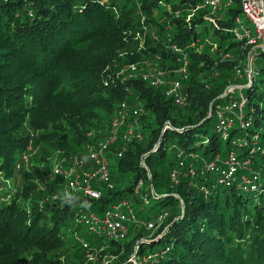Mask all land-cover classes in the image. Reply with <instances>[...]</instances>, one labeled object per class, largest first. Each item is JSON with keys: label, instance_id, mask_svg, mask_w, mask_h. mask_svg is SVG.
Instances as JSON below:
<instances>
[{"label": "trees", "instance_id": "16d2710c", "mask_svg": "<svg viewBox=\"0 0 264 264\" xmlns=\"http://www.w3.org/2000/svg\"><path fill=\"white\" fill-rule=\"evenodd\" d=\"M239 7L234 0L212 24L201 0H0V264H103L109 254L115 255L110 264H126L139 242L140 251L164 250L155 264H264V172L253 190L213 187L212 174L177 184L168 177L178 149L204 158L227 150L206 125L215 124L210 104L244 81L235 71L243 68L247 48L229 32ZM184 56L189 98L177 107L164 86H151L140 73L143 61L172 72ZM257 75L245 92L253 131L264 124ZM123 101L143 108L136 121L128 120L141 138L128 141L121 127L106 153L112 187L97 181L98 198L74 195L96 213L127 199L138 217L153 219L145 216L143 199L152 185L156 194L148 199L164 198L156 213L166 216L151 243L140 241L148 230L132 226L123 241L78 234L79 200L62 204L66 179L51 175L55 162L67 168L61 157L86 155L102 140ZM254 161L263 162L264 153ZM80 237L96 256L93 263Z\"/></svg>", "mask_w": 264, "mask_h": 264}, {"label": "built area", "instance_id": "2783aa9c", "mask_svg": "<svg viewBox=\"0 0 264 264\" xmlns=\"http://www.w3.org/2000/svg\"><path fill=\"white\" fill-rule=\"evenodd\" d=\"M233 1L201 0V6L209 10L208 21L216 24L221 18L218 12L223 7L230 6ZM238 1L240 12L235 16L231 27H229V32L247 48L243 68H237L235 71V76L240 80L244 79V81L228 85L220 95L223 100L210 104V113L215 114L214 131L219 139L227 145V150L224 155L217 152L212 158H204L198 151L178 149L176 164L168 174L173 184L188 177L212 174L214 176L213 187L228 188L236 185L244 190H253L260 185L257 180L264 172V161L254 163V156L257 153H264V144L261 143V140H264V135H262L261 129L249 132L253 124V107L250 105L247 109L248 98L241 90L248 88L252 84L254 75L260 72L257 61L260 54L264 53V0ZM224 56L229 55L225 54ZM142 66L144 70L140 75L143 80L153 87L164 86L166 95L173 105L177 107L187 105L189 71L185 56L181 64L172 72H162L147 61H143ZM129 69L130 72L136 70L134 65H130ZM142 112L143 108L137 103L121 102L114 111L108 133L97 145L88 147L86 155L72 154L61 157L62 162H67L66 169L55 162L52 167V175L65 177L63 191L68 189L73 194L78 193L86 198H98L100 191L93 187V183L99 181L111 188L107 150L116 142L120 128L123 126L127 128L125 135L128 141L131 137L141 138V134L135 130L137 126L128 120L130 116L135 120ZM236 147L239 151L236 150ZM121 154L122 150L118 151L117 155L121 156ZM141 165L147 169L143 160H141ZM147 175L149 176V170H147ZM191 178L188 184L194 185ZM142 186L143 181L140 179L137 182L135 193H138ZM203 191L208 192L204 187ZM155 194L153 186L150 185L149 189L143 193L144 202H147L148 196H155ZM165 216L166 212H161L156 213L153 219L138 217L132 202L121 199L111 203L101 213L89 211L88 208H80L76 222L87 227L89 234L105 236L106 239L114 242L125 240L131 226L135 230L144 228L150 233L140 241L151 243L153 233L161 228ZM161 235L162 232L158 236ZM80 239L85 250V259L93 260L92 258L96 256L91 252V247L84 241V238L80 237ZM139 243L135 244L126 264H155V258L164 252V250L150 249L140 251L138 250ZM107 256L103 257V264H108L115 257L113 254Z\"/></svg>", "mask_w": 264, "mask_h": 264}, {"label": "rangeland", "instance_id": "374dc122", "mask_svg": "<svg viewBox=\"0 0 264 264\" xmlns=\"http://www.w3.org/2000/svg\"><path fill=\"white\" fill-rule=\"evenodd\" d=\"M260 57H261V59L264 60V55L259 56V58ZM257 62L260 63V59H258ZM261 65L264 68V62H262ZM260 73H261V75H257V77H256V92L264 94V70L263 71L260 70ZM241 92L245 93L246 89L243 88L241 90ZM262 126L264 127V124L263 125L259 124L258 126H256V129H258V130L262 129ZM206 127L208 128L207 135L210 136L214 132L212 122L209 121V123H207ZM252 131L253 130H251V129L249 130L250 133H252ZM236 150L239 151L238 147H236ZM209 180L211 181L210 178H209ZM161 201H165L164 198L157 199V198L150 197L148 199V201L146 203H144V205L146 207L145 216L148 217V215H155L156 212H158L160 210L162 211L164 208L162 206H160ZM137 212H139V210H137ZM74 226H75V223L72 224V228ZM77 233L80 235H84V237H86L87 239L92 240V241L97 240L98 242H104L107 240L105 236H99L98 234H89L87 227H85L83 224H78ZM155 245L158 246V243L155 242ZM92 259L93 260H91V262L93 263L95 261L96 257H94ZM110 263L111 262H109V264Z\"/></svg>", "mask_w": 264, "mask_h": 264}, {"label": "clouds", "instance_id": "9594fccd", "mask_svg": "<svg viewBox=\"0 0 264 264\" xmlns=\"http://www.w3.org/2000/svg\"><path fill=\"white\" fill-rule=\"evenodd\" d=\"M59 199L62 204L71 205L75 201L79 200V206L81 208H88L91 207V202L86 199L79 198L73 194L72 191H69L68 189H65L59 194Z\"/></svg>", "mask_w": 264, "mask_h": 264}]
</instances>
